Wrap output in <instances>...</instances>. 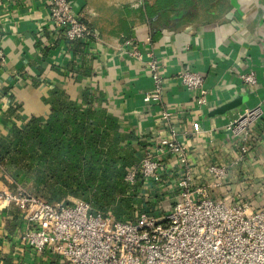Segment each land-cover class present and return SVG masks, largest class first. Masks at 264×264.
<instances>
[{
  "label": "crops",
  "instance_id": "1",
  "mask_svg": "<svg viewBox=\"0 0 264 264\" xmlns=\"http://www.w3.org/2000/svg\"><path fill=\"white\" fill-rule=\"evenodd\" d=\"M78 1L84 22L100 33L104 46L116 49L132 37L149 45L162 67V100L171 113V127L187 132L184 140L194 175H203L211 162L227 164L228 179L213 192L224 198L239 194L260 206L264 113L250 127L248 150L239 161L234 141L221 129L241 109L261 103L264 112V0ZM48 19L47 0H0V135L14 123L22 126L31 115L47 114L44 100L53 87L66 90L77 101L84 88L99 95L104 111L118 120L121 145L138 148L140 134H166L156 117L160 106L142 102L144 91L152 86L143 46L142 59L109 54L87 59L78 44L68 49L62 36L53 34ZM74 53L81 56L79 67ZM186 67L201 73L210 93L207 110L198 118L200 133L190 127L192 95L172 80L178 69ZM251 68L256 85L240 84L235 76ZM2 180L9 188L14 185L10 178ZM12 214L17 215L13 208L0 211V253L14 234ZM0 264H6L1 256ZM20 264L40 262L26 255Z\"/></svg>",
  "mask_w": 264,
  "mask_h": 264
},
{
  "label": "built area",
  "instance_id": "2",
  "mask_svg": "<svg viewBox=\"0 0 264 264\" xmlns=\"http://www.w3.org/2000/svg\"><path fill=\"white\" fill-rule=\"evenodd\" d=\"M47 5L53 34L61 35L68 49L78 44L87 59L99 60L106 54L142 59L140 48L146 49L152 86L144 91L142 102L160 106L155 115L167 132L138 138L142 156L126 171L123 182L128 193L152 203L134 219L93 210L81 199L49 203L31 192L25 178L19 182L0 172V211L13 208L17 213L12 214L16 227L7 237L10 245L0 253L1 259H9L10 264H20L26 255L40 264H264V199L254 206L239 194L216 195L213 191L228 179L227 164L211 162L203 175H194L184 140L187 132L171 127L172 116L162 100V67L149 45L132 37L110 49L102 44L100 33L84 22L78 0H47ZM73 60L79 67L81 56L74 53ZM235 79L248 87L256 85L252 68ZM172 80L192 95L190 127L200 133L198 118L207 110L210 94L203 76L186 67L178 69ZM263 113L259 103L241 109L223 125L221 131L239 150L238 161L248 150L250 127ZM2 178H10L14 187L9 188Z\"/></svg>",
  "mask_w": 264,
  "mask_h": 264
},
{
  "label": "trees",
  "instance_id": "3",
  "mask_svg": "<svg viewBox=\"0 0 264 264\" xmlns=\"http://www.w3.org/2000/svg\"><path fill=\"white\" fill-rule=\"evenodd\" d=\"M95 94L84 88L77 101L53 87L44 100L47 114L31 115L0 135V171L25 178L31 192L49 203L81 199L93 210L119 216L137 201L123 178L143 146L120 144L118 120Z\"/></svg>",
  "mask_w": 264,
  "mask_h": 264
},
{
  "label": "rangeland",
  "instance_id": "4",
  "mask_svg": "<svg viewBox=\"0 0 264 264\" xmlns=\"http://www.w3.org/2000/svg\"><path fill=\"white\" fill-rule=\"evenodd\" d=\"M17 180H18V178H17ZM11 185H13V184H11ZM13 187H14V185L11 188H13ZM135 198L138 202L136 201L137 202V203L135 202L136 204L134 203V205L131 208H128L125 213L121 214L122 218L134 219L136 217V214L139 211H141L140 210L141 208H143L144 206H148L150 203H152V202H149L148 198L146 199V198H140V197H136V196H135ZM70 201H73V199H70Z\"/></svg>",
  "mask_w": 264,
  "mask_h": 264
}]
</instances>
